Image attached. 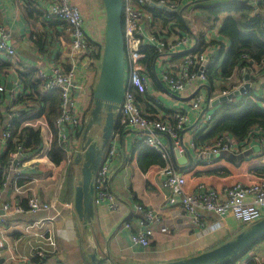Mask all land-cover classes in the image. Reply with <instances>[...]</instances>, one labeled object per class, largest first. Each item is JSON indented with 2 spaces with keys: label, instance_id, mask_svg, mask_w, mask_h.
Listing matches in <instances>:
<instances>
[{
  "label": "built area",
  "instance_id": "1",
  "mask_svg": "<svg viewBox=\"0 0 264 264\" xmlns=\"http://www.w3.org/2000/svg\"><path fill=\"white\" fill-rule=\"evenodd\" d=\"M197 1L122 0L126 78L118 125L124 130L138 131L140 144L154 149L165 162L168 158L167 146L160 142L157 135H166L171 149L183 155L182 132L190 122L189 114L184 106L174 107L168 118L145 111L147 108L140 104V98L148 95L152 75L161 83L167 96L184 98L188 110L197 114L191 135L194 137L212 121V114L204 111V106L209 109L222 97L232 96L224 103L238 101L239 97L252 91L255 84L261 83L260 71L264 68L263 62L257 63L242 55V65L237 66L226 79L227 88L217 93L206 89L210 87L209 68L222 61L226 48L214 36L218 34V28L208 27L202 31L198 28L191 16ZM256 3L257 0L250 2L251 5ZM44 13L45 17L64 24L69 30L67 66L49 64L46 71L43 67L32 69L23 64L9 42L7 28L0 25V55L9 65L23 69V73H34L37 82L36 92L24 87L18 76L10 82V90L6 89V83L0 85V261L3 259L0 264L14 260H19L21 264H44L47 255H60L51 226L63 217L65 210L70 213L72 209L71 202L59 203L66 173L51 160L50 155L56 143L65 158L62 164L66 166L71 165L80 152V146L75 141L82 133L83 120L78 112L77 95L81 87L75 82V69L78 57L88 50V41L83 16L71 0H51ZM177 19L181 20L184 29L179 27ZM200 33L203 40H200ZM152 52L155 53L153 59ZM256 79L259 81L255 83ZM245 86L248 88L240 94ZM201 87L207 90V97L201 92ZM52 91L59 94L58 115L53 124L47 117V104H42L40 100ZM236 92L239 95H234ZM249 98L264 108V95L253 94ZM145 101L149 103L148 99ZM117 132L94 177V205L105 204L115 215H119L125 207L110 187V167L116 156L114 141L118 137ZM190 145L195 163L210 166L223 155H240L250 151L253 145L264 146V129L259 126L251 128L242 143L223 132L212 143L196 145L192 141ZM159 171L164 175L162 187L170 193L165 204L179 206L194 228H203L208 214L221 222L230 215L244 228L264 217L262 177L246 185L236 183L221 190L202 185L197 192L189 193L185 190L184 174L161 167ZM52 187L53 195L43 198ZM132 211L138 217L136 227L132 228L125 221L122 227L131 231L132 245L146 250L150 247L155 227L160 223L159 213L141 203H134ZM20 215L25 216L27 224L13 220ZM160 232L166 233L167 230L160 228ZM9 234H18L16 243L18 240L27 242V257L17 256L16 246L8 244ZM241 260L235 264H247ZM250 261L264 264V259L257 257ZM54 264L64 263L58 259Z\"/></svg>",
  "mask_w": 264,
  "mask_h": 264
},
{
  "label": "crops",
  "instance_id": "2",
  "mask_svg": "<svg viewBox=\"0 0 264 264\" xmlns=\"http://www.w3.org/2000/svg\"><path fill=\"white\" fill-rule=\"evenodd\" d=\"M51 0H0V25L7 28L10 39L18 57L23 64L30 67H43L48 71L49 64H65L70 51V33L68 28L54 19L45 17L44 11L49 7ZM244 1V0H243ZM253 1H248L249 3ZM83 16L84 33L89 43V49L78 57L75 69V82L81 87L77 95L78 112L83 120L82 133L78 134L75 143L81 147V139L85 124L88 120V112L91 106L92 95L98 83L102 50L106 31V14L101 0H71ZM248 3V4H249ZM208 4V2H206ZM191 16L199 29L201 15L195 10ZM218 34H214L226 50L229 47L228 40L220 35L221 21L216 23ZM206 26L203 25V29ZM0 64L5 65L0 84H8L17 76V71L23 73V69H16L7 63L0 55ZM221 80L212 89L219 92L217 87L226 86ZM255 84L252 91L256 96H263V82ZM201 87L203 94L207 93ZM207 97V94H206ZM149 100V103H146ZM175 102H179L178 105ZM186 100L182 97L167 96L161 83L152 75L148 95L140 100V104L147 108V113L156 114L162 118L171 116L174 107L184 106L189 114V123L182 132V146L185 153L178 155L174 150L175 164L183 168L178 170L174 167L170 158V142L166 135H157L160 142L167 146L168 158L164 161L162 169L169 168L182 173L186 178V192H197L202 185L221 190L236 183L249 184L256 181L259 176L254 172L256 168L264 166V152L258 151L240 161H232L223 155L210 166L195 163L194 152L191 142L196 145L212 143L216 137L209 138L212 122H209L199 133L191 137L194 132L193 126L198 118L197 114L188 110ZM89 106V107H88ZM221 104L209 109L204 106V111L210 113L220 108ZM88 107V108H87ZM214 113L211 115L213 117ZM214 122V120H213ZM114 143L116 156L110 167V187L125 206L119 215L112 214L105 204L95 206V219L92 231L88 233L83 229L74 207L73 197L75 187L80 176V166L75 164L64 166L63 160L57 166L66 173L65 181L59 196V203H72V209L64 211L61 219L53 223L54 237L57 240L60 255H47L44 264H54L58 259L64 264H90L87 255L96 249L100 255L106 251L111 259L118 264H164L199 255L210 250L227 240L231 239L241 231V227L228 215L222 222L215 216L206 215L204 227L194 228L189 217L185 216L179 206L165 204L169 197L168 190L162 187L164 175L159 171L157 165H151L141 170L139 167V154L144 147L140 144V134L135 129H125L122 134L117 132ZM260 149L264 146H254ZM251 148V149H252ZM187 152L193 159V164L188 166ZM230 155V154H229ZM234 155V154H233ZM238 155V154H237ZM235 155V156H237ZM241 155V154H240ZM65 159V158H64ZM60 171V168H58ZM54 187L50 193L43 198L47 199L53 195ZM134 203H141L150 209L157 210L160 223L154 229V236L150 247L142 250L132 245L130 241V230H125L122 223L129 222L132 228L136 227L137 216L132 211ZM14 221L27 224L25 216H16ZM160 228H165L166 233H161ZM244 228H242L243 230ZM18 235V234H16ZM15 234L7 235L10 246H16L17 256L27 257L29 249L27 242L19 241ZM29 239V238H27ZM7 255V253L5 254ZM264 259V239L252 247L241 261L248 263L252 258ZM5 264H21L19 260L7 261Z\"/></svg>",
  "mask_w": 264,
  "mask_h": 264
},
{
  "label": "water",
  "instance_id": "3",
  "mask_svg": "<svg viewBox=\"0 0 264 264\" xmlns=\"http://www.w3.org/2000/svg\"><path fill=\"white\" fill-rule=\"evenodd\" d=\"M106 14L105 40L102 50V59L97 86L92 95L91 107L88 112V120L85 124L81 139L80 152L75 155L74 162L80 166V176L75 187L73 197L74 211L88 233L92 231L95 219L94 205V177L99 169L108 146L114 140L118 127L119 108L123 101L124 82L126 78L124 45L122 35V0H101ZM244 0L243 3H248ZM245 86L240 94L247 89ZM11 89V84L6 85ZM234 95H239L236 92ZM230 97H222L212 105L218 106ZM264 148L254 147L241 155H227L232 161H240L254 152ZM189 165L193 159L187 152ZM170 158L174 167L178 170L183 168L175 164L172 149ZM264 239V217L256 223L244 228L226 242L207 250L199 255L188 259L164 263V264H225L241 255H244L257 243ZM90 264H118L115 263L107 251L100 255L94 251L87 255ZM0 263H3L1 259Z\"/></svg>",
  "mask_w": 264,
  "mask_h": 264
},
{
  "label": "trees",
  "instance_id": "4",
  "mask_svg": "<svg viewBox=\"0 0 264 264\" xmlns=\"http://www.w3.org/2000/svg\"><path fill=\"white\" fill-rule=\"evenodd\" d=\"M195 10H198L201 15L199 19L200 25L202 26L200 27V31L203 30V25L206 26L205 28H213L216 27V23L221 21L219 33L229 43V47L225 51L222 61L209 68L208 80L212 89L221 80H224L223 82L227 84L226 79L233 74L237 66L242 65V55H247V57L257 63L263 62L264 66V0H257V3L253 5L250 3L244 4L243 0H198ZM177 23L181 29H184L180 19H177ZM199 35L200 40H203L202 34L200 33ZM154 57L155 53L152 52V59ZM5 67V65L0 64V76ZM260 72H262L261 76L264 78V68ZM18 77L21 79L24 87H28L34 92L37 91V82L34 80V73H19ZM256 81L258 82L259 79H256L254 82L256 83ZM225 88L227 86L221 85L222 90ZM253 94V91H250L240 97L238 101L222 103L220 108H216L211 121L213 124L209 138H214L223 132H227L238 143H242L251 128L259 126L264 129V108H261L259 103L249 98ZM40 100L42 104H47V117L50 123L53 124L58 115V92L52 91L45 94L40 97ZM117 131L119 134H122L124 128L118 125ZM50 156L55 164H60L64 159V155L56 143H54ZM164 164V160L154 149L149 147H143L141 149L139 154V167L141 170L144 171L146 167L151 165L163 167ZM254 172L257 176L264 178V166L256 168ZM242 228L244 227H241V230ZM247 252L225 264H235L245 257ZM247 264L255 263L249 261Z\"/></svg>",
  "mask_w": 264,
  "mask_h": 264
},
{
  "label": "rangeland",
  "instance_id": "5",
  "mask_svg": "<svg viewBox=\"0 0 264 264\" xmlns=\"http://www.w3.org/2000/svg\"><path fill=\"white\" fill-rule=\"evenodd\" d=\"M261 75H262V74H261ZM261 75H260V77H262ZM217 90L220 91V90H222V89H221V87L219 86V87H217ZM239 99H240V97H239ZM88 107H89V106H88ZM88 107H87V108H88ZM90 107H91V106H90ZM215 111H216V110H215ZM213 113H214V112H212V109H211V110H210V114H213Z\"/></svg>",
  "mask_w": 264,
  "mask_h": 264
}]
</instances>
